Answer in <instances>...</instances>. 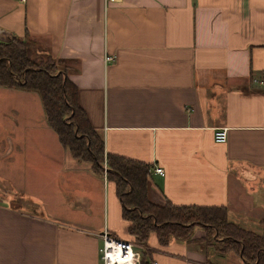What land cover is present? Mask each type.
Wrapping results in <instances>:
<instances>
[{"label": "crops", "instance_id": "0c3cea01", "mask_svg": "<svg viewBox=\"0 0 264 264\" xmlns=\"http://www.w3.org/2000/svg\"><path fill=\"white\" fill-rule=\"evenodd\" d=\"M25 33L64 61L103 152L147 165L150 201L223 207L263 233L264 0H0V40ZM41 111L35 93L0 88L1 177L19 194L0 190V264H101L99 234L128 240L113 186ZM195 228L190 243L151 234L150 264H244Z\"/></svg>", "mask_w": 264, "mask_h": 264}, {"label": "trees", "instance_id": "16d2710c", "mask_svg": "<svg viewBox=\"0 0 264 264\" xmlns=\"http://www.w3.org/2000/svg\"><path fill=\"white\" fill-rule=\"evenodd\" d=\"M0 88L35 93L59 145L73 159L87 162L93 175L112 184L127 242L140 249L138 264H150L151 234L162 246L171 239L190 243L195 241L191 238L195 227L204 231L202 244L220 253L233 251L244 264H264V230L255 234L228 222L223 207L147 200V165L103 152L101 140L77 105L76 88L65 76L64 61L50 57L26 33L0 40Z\"/></svg>", "mask_w": 264, "mask_h": 264}, {"label": "built area", "instance_id": "2783aa9c", "mask_svg": "<svg viewBox=\"0 0 264 264\" xmlns=\"http://www.w3.org/2000/svg\"><path fill=\"white\" fill-rule=\"evenodd\" d=\"M114 0H104L109 2ZM110 56H104L103 61H110ZM225 129L217 128L212 132V140L214 143L221 144L225 141ZM152 171L155 174L162 175L160 168L154 167ZM101 240L98 248L99 259L101 264H138L139 248L127 241L117 240L106 233L99 234Z\"/></svg>", "mask_w": 264, "mask_h": 264}, {"label": "rangeland", "instance_id": "374dc122", "mask_svg": "<svg viewBox=\"0 0 264 264\" xmlns=\"http://www.w3.org/2000/svg\"><path fill=\"white\" fill-rule=\"evenodd\" d=\"M42 112V111H41ZM41 120L44 121L43 119V114L41 113ZM1 173H2V170H1V167H0V190L3 191L2 189H5V195H9L11 197V199H13V197L15 198V195H17L16 197H18V193L17 192H14L13 190L11 189H15L17 191V188H12V186H7V184L5 183V178H2L1 177ZM10 177H11V180L13 181V183L16 185L17 183V174H14L12 170H10ZM34 181L32 178H26V183L24 184V186H22L23 188H34ZM147 184L145 183V195H146V198L147 200H149L148 196H147ZM10 188V190H8ZM150 201V200H149ZM152 202V201H150ZM156 204V203H155ZM195 229H199L198 227H196ZM201 230V229H200ZM202 232H204L202 230Z\"/></svg>", "mask_w": 264, "mask_h": 264}, {"label": "water", "instance_id": "95a60500", "mask_svg": "<svg viewBox=\"0 0 264 264\" xmlns=\"http://www.w3.org/2000/svg\"><path fill=\"white\" fill-rule=\"evenodd\" d=\"M103 168H104V165H103Z\"/></svg>", "mask_w": 264, "mask_h": 264}]
</instances>
